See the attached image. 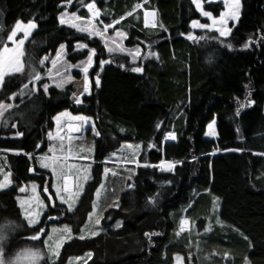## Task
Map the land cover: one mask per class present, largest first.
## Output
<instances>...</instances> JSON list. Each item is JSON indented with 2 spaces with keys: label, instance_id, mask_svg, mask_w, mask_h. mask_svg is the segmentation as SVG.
<instances>
[{
  "label": "trees",
  "instance_id": "obj_1",
  "mask_svg": "<svg viewBox=\"0 0 264 264\" xmlns=\"http://www.w3.org/2000/svg\"><path fill=\"white\" fill-rule=\"evenodd\" d=\"M202 1L219 15L221 5ZM64 3L0 0V48L17 21L36 24L23 43V71L0 87V101L15 96L0 127L14 183L0 190V225L15 227L9 247L23 248L35 234L17 205L18 189L42 186L47 173L34 155L45 154L53 118L67 110L90 118L98 135L90 180L62 221L74 237L57 264L73 257H88L85 264H173L175 255L184 264H264V0H241L225 38L191 31L190 23L201 20L191 0H71L69 12L88 18L93 4L102 25L140 50V72L126 56L107 55L96 38L61 25ZM146 12L153 25L145 23ZM77 43L95 51L90 94L74 105L71 87L34 91L31 74L45 75L41 61L61 45L70 63L86 58ZM212 121L216 140L204 138ZM168 134L173 140L164 141ZM127 143L140 147L137 165L103 178V162ZM162 162L173 168L160 170ZM102 184L99 232L80 239Z\"/></svg>",
  "mask_w": 264,
  "mask_h": 264
},
{
  "label": "rangeland",
  "instance_id": "obj_2",
  "mask_svg": "<svg viewBox=\"0 0 264 264\" xmlns=\"http://www.w3.org/2000/svg\"><path fill=\"white\" fill-rule=\"evenodd\" d=\"M195 9L200 14L201 20H194L197 24H204L208 27L200 28L198 26L193 25V21L190 23V28L193 33H203V32H214L219 37L225 38L229 35L226 33L225 36H220V30L222 28H232L238 20L227 19L225 25H221L220 20L223 17L230 16L233 8L232 0H208L207 3L221 5L222 10L218 16H213L210 13V16H204L202 13L207 12L203 9L204 2L202 0H198L200 4V8L198 9L196 3L191 0ZM62 12L58 16V21L61 25H64L68 28L73 29L75 32L88 36L90 38H96L101 46L104 48L107 55L119 54L122 56H126L128 58V63L132 64L136 67L139 66V58H140V50L138 48H126L124 46L125 36L124 34L118 30L114 29L113 25L105 26L102 25L99 18V11L95 8H88L90 16L88 18H80L76 13H72L68 11L70 7V3L62 4ZM209 13V12H208ZM74 14V15H73ZM240 14V9H239ZM61 19H64L65 23H61ZM214 21H216L214 23ZM145 23L149 25L154 24V15L151 12H146L145 14ZM17 24V23H16ZM16 24L14 25L12 32L16 31V36L12 41L7 39L6 44L1 46L0 48V58H3L6 64L13 63L18 58L21 61L20 53L22 52L23 45L18 43L19 40L24 39L25 32L27 31L29 35L32 33L34 29L25 28L21 23V28L17 29ZM28 35V36H29ZM27 36V37H28ZM26 39H24L25 41ZM79 45H83L84 47H78ZM76 48L78 51H87L86 58L76 62L70 63L66 59V51L65 47L61 49V46L57 49V51L50 56H47V59H43V62L47 64V72L45 75L41 76L39 81H35V89L36 91L38 85H40L41 89L44 91L43 85H49V88L56 89H65L71 87L73 89V94H80L83 92L85 86V73L83 68L87 67V85L91 88L89 73L93 67V58H94V49L86 47L82 43H77ZM7 49V51H5ZM60 53V56H57V53ZM92 55L91 66L88 64V56ZM55 62V63H54ZM6 70H9L6 68ZM18 73H14L15 75ZM11 76V75H9ZM8 77V76H6ZM59 85V86H58ZM48 91V90H47ZM45 92V91H44ZM72 94L71 102L74 105H80L75 102L74 95ZM89 95V93H84L80 95V100L82 101L83 97ZM15 96L11 97L8 102H3L5 104H11L13 107L15 106ZM13 107L7 109L4 112L3 117H0V127L2 125L3 118L6 113H8ZM61 113H67V115L60 116ZM59 116V120L54 119ZM74 117H85L83 115H74L69 111L65 110L53 118V129L47 134L46 139L48 142L47 150L45 154L34 155L36 160V165L40 170L46 172V179L43 182L42 186H39L37 183H29L27 185H22L20 188H25L24 192L18 189V195L16 197L17 205L20 209L22 217L27 221V214L32 212L33 214H37L36 223L33 225H28L36 228L35 234H40L39 240L32 241L28 239V245L23 248L17 247L11 249L9 247V242L6 245V252H13V250L19 249L22 250L24 248L29 247H38L41 249L43 253L42 264H57L61 248L63 244L71 241L74 237L71 231V238H68L67 233L63 232V228L65 224H63V220L66 219L68 215H71L75 210L79 198L83 193L85 184L90 180V167L92 166V139L97 137L96 131L94 133L93 129H95L92 120L88 117L87 121L77 120ZM211 125V128L209 127ZM79 128V131L75 129ZM52 134V138L49 139V134ZM18 137V136H14ZM205 139L216 140V131H215V123L212 121L206 127L204 133ZM173 140V136L168 134L165 136L164 141ZM140 152V147L138 145L133 144H124L118 152L111 154L104 162V176L114 175L116 172V168H122L124 170H128L126 168L130 166L137 165V156ZM10 153L9 151H0V182L4 181V177L7 175L10 183L7 184L6 187L0 188V190L6 188H12L14 183L11 179L10 171L7 169L4 163V154ZM48 163L50 166L48 168L41 167V161ZM160 170H171L173 165L167 163H160L157 166ZM53 169L56 172H63L64 174L69 175L70 179L68 181L70 192H64L63 184L64 180L57 175L53 174ZM105 169H108V172H105ZM85 177L87 179L85 180ZM105 181V180H104ZM78 184H82V190L77 187ZM104 184V183H103ZM102 184V185H103ZM33 185H35V192H33ZM56 185L61 188V195H64L67 199L68 195L73 194L75 192H79L78 197H75V204L71 211L68 210V205L66 203H62L60 199L57 198ZM104 186V185H103ZM45 187H47V192L44 193ZM99 195L96 192L95 195V204L96 208L92 207L91 217L90 214L87 219V225L83 235L84 237H92L93 232L98 233L100 217H99V199L101 198L104 187L101 189L100 186ZM44 195V196H43ZM34 196H38L40 201H43V208H41L37 202V200L33 199ZM51 197V199H49ZM94 204V203H93ZM52 211V212H50ZM99 221L97 223L96 221ZM185 226L184 222L182 223ZM41 229H44L41 232ZM55 229V231H53ZM15 232V227L9 224H1L0 225V234H7L12 237ZM82 235V234H81ZM80 237V236H79ZM57 244H59V255H56ZM40 245V246H39ZM179 258V259H177ZM88 257H73L65 261L64 264H85ZM173 264H184L182 257L180 255H175L173 258Z\"/></svg>",
  "mask_w": 264,
  "mask_h": 264
},
{
  "label": "snow or ice",
  "instance_id": "obj_3",
  "mask_svg": "<svg viewBox=\"0 0 264 264\" xmlns=\"http://www.w3.org/2000/svg\"><path fill=\"white\" fill-rule=\"evenodd\" d=\"M71 2V0H69V3ZM194 3H196V6L197 8L199 9L200 8V4L198 2V0H193ZM232 5H233V8H232V11H231V15L230 16H226V17H223L221 20H220V23L221 25H225L226 24V21L227 19H234V20H238L239 18V9H240V6H241V0H232ZM87 7L89 8H92L94 7L93 4H88ZM204 16H210V13L208 12H203L202 13ZM74 15V14H73ZM216 21H214L215 23ZM61 23H65L64 19H61ZM193 25L194 27L195 26H198L200 28H206L208 27L207 25H204V24H197L196 21H193ZM25 28H32L34 29L36 27V24L32 21H28L27 25H24ZM16 28L19 29L21 28V22L20 21H17V24H16ZM232 31V29L230 28H222L220 30V36H225L226 33H230ZM16 31L14 30L12 32V34L8 37V40L9 41H12L13 38L16 36ZM29 35V33L26 31L25 32V35H24V39H27V36ZM190 38H191V35H190ZM24 39H21L18 41V43L20 45H23L24 43ZM78 47H84L83 45H79ZM245 47H247V45H245ZM64 48V45H61V49ZM5 51H7V49H5ZM23 55V52L20 53V56ZM57 56L59 57L60 56V53L58 52L57 53ZM45 59H47V57H45ZM91 61H92V55H89L88 56V64L89 66H91ZM108 61H101V66H103V64L107 63ZM41 63L43 64V61H41ZM55 63V62H54ZM9 69V70H6ZM23 68H24V65L21 63L20 59H16L14 61V64L13 63H9V64H6L4 59L3 58H0V87H3V84H4V81H5V78L6 76H9V75H12L14 73H20L23 71ZM83 71L85 73V86H84V89H83V92L80 93L79 95L74 93V98H75V102L77 104L81 103L82 101L80 100V95H83L84 93H89L90 94V88L89 86L87 85V72H88V68L85 67L83 68ZM132 71H135V72H140L142 71V68L140 67H136V68H133ZM32 82H33V87L35 89V81H39L41 79V76L38 74V73H32ZM96 85L99 86V79L96 80ZM59 86V85H58ZM48 87L49 85L45 84L43 85V88H44V91L45 93H47V90H48ZM24 88H28V85L25 84L24 85ZM13 95H16V94H13ZM251 104V101H249V106ZM244 105H242L243 107ZM13 107L11 104H5L3 103L2 101H0V117H3L4 115V112ZM239 114V111L238 113ZM60 116H63V115H67V113H61L59 114ZM54 119H57L59 120V116L55 117ZM74 119H77V120H84L85 122L87 121V118L85 117H74ZM13 127H15V125H13ZM209 127L211 128V125H209ZM76 131H79L80 129L79 128H76L75 129ZM94 133H95V129H93ZM98 135V133H95ZM23 135L22 133L20 132H17L16 133V136H21ZM52 138V134L50 133L49 134V139ZM50 165L48 163H45L43 160L41 161V167H44V168H48ZM105 172L107 173L108 172V169H105ZM53 174L54 175H57L58 177L62 178L64 180V184H63V190L64 192H70V189H69V184H68V181L70 179L69 175L67 174H64L63 172H56L55 169H53ZM87 179V177H85V180ZM11 181L9 180L8 176L6 175L4 177V181L3 182H0V188H4L7 186L8 183H10ZM33 187V192H35V185L32 186ZM56 191H57V198L60 199V201L62 203H66L68 205V210L71 211L74 204H75V197H78L79 195V192H75L73 194H70L68 195L67 199L65 198L64 195H61V188L60 186L56 185ZM77 187L79 189L82 190L83 188V185L82 184H78ZM104 186L101 185V189L103 188ZM47 187H45V192H47ZM20 191L21 192H24L25 191V188H20ZM99 192H100V189H97V194L99 195ZM33 199L37 200L39 206L41 208H43V201H40L39 200V197L38 196H34ZM49 199H51V197H49ZM93 208L95 209L96 208V204L94 202L93 204ZM38 215L37 214H33L32 212H29L27 214V223L29 225H33L36 223V216ZM90 217H91V214H90ZM97 223H99V221L97 220L96 221ZM117 227H119V224L117 225ZM44 229H41V232H43ZM53 231H55V229H53ZM71 228L68 226V225H65L64 228H63V232L69 234L68 235V238L70 239L71 238ZM83 231H85V229H82V233ZM96 233L93 232L92 235H95ZM146 235H149V234H146ZM151 235H157V233H152ZM3 238V235L0 234V239ZM40 238V234L37 233L36 235H32L30 237V239L32 241H36V240H39ZM84 235L82 234L80 236V239H84ZM59 244H57V251H56V255H59ZM3 255H6L5 253H3ZM42 259V257H40L35 251H33L31 248H24L22 250H20L19 252L16 253V256H15V262L14 264H37V262ZM179 259V258H177Z\"/></svg>",
  "mask_w": 264,
  "mask_h": 264
},
{
  "label": "clouds",
  "instance_id": "obj_4",
  "mask_svg": "<svg viewBox=\"0 0 264 264\" xmlns=\"http://www.w3.org/2000/svg\"><path fill=\"white\" fill-rule=\"evenodd\" d=\"M3 238L0 239V264H14L16 253L19 252V249L13 250V252L3 255L6 252L7 242L11 239L6 233L2 234ZM35 251L40 257H43V253L38 247H29ZM37 264H42V259H40Z\"/></svg>",
  "mask_w": 264,
  "mask_h": 264
},
{
  "label": "water",
  "instance_id": "obj_5",
  "mask_svg": "<svg viewBox=\"0 0 264 264\" xmlns=\"http://www.w3.org/2000/svg\"><path fill=\"white\" fill-rule=\"evenodd\" d=\"M31 171H32V169H30ZM44 193H45V191H44Z\"/></svg>",
  "mask_w": 264,
  "mask_h": 264
}]
</instances>
